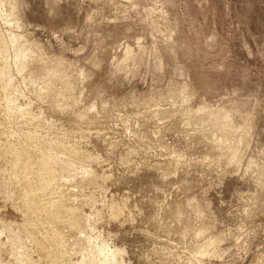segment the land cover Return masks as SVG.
<instances>
[{"label": "rangeland", "instance_id": "1", "mask_svg": "<svg viewBox=\"0 0 264 264\" xmlns=\"http://www.w3.org/2000/svg\"><path fill=\"white\" fill-rule=\"evenodd\" d=\"M0 83V264H264V0H0Z\"/></svg>", "mask_w": 264, "mask_h": 264}, {"label": "bare ground", "instance_id": "2", "mask_svg": "<svg viewBox=\"0 0 264 264\" xmlns=\"http://www.w3.org/2000/svg\"><path fill=\"white\" fill-rule=\"evenodd\" d=\"M19 55V54H18ZM66 79V78H65ZM1 84V83H0ZM220 118V117H219ZM221 119V118H220ZM223 120V119H222ZM41 140V139H40ZM60 142V141H59ZM28 143V142H27ZM26 145V144H25ZM27 146V145H26ZM41 146V145H40ZM29 147H23L22 148V153H23V160H24V163L25 165L22 164V166H25V169L23 168V170H25V181H26V184L28 186V191H29V194L32 197V204L33 205H37L39 206H49L51 205L52 203V200L50 198H48L50 194H48V189H49V192H50V188H51V184L49 182V180L52 182L54 181V177H55V174H56V171H50L49 169H46V167H42V165L44 164V161H46L43 157H40L39 155H42L41 153L37 154L36 152H34L32 154V152L29 151L28 149ZM36 148V147H35ZM38 148V147H37ZM36 148V149H37ZM17 150V149H16ZM40 150V149H39ZM13 151V150H12ZM32 151V150H31ZM1 152V151H0ZM17 153V152H16ZM21 153V154H22ZM51 155V154H50ZM20 156V155H19ZM43 156V155H42ZM57 156V155H56ZM45 157V156H44ZM12 160V159H11ZM19 161V159H18ZM18 166V165H17ZM20 166V165H19ZM21 167V166H20ZM22 168V167H21ZM20 168V169H21ZM56 169V168H55ZM22 170V169H21ZM20 172V171H19ZM21 174V173H19ZM23 174V173H22ZM24 176V175H23ZM22 176V178H23ZM57 176V175H56ZM20 177V176H19ZM16 178H13L12 180H14ZM56 179V178H55ZM18 181V180H17ZM13 182V181H12ZM19 182V181H18ZM20 183V182H19ZM14 184V183H13ZM23 185V188L25 187L24 186V183H21ZM16 185V184H15ZM59 187V185H58ZM26 191V190H25ZM51 193V192H50ZM54 194V193H53ZM52 194V195H53ZM25 195V194H24ZM60 197V196H59ZM29 202V201H28ZM43 204H42V203ZM53 202H54V199H53ZM54 204V203H53ZM36 206V207H37ZM44 206V207H45ZM64 207V206H63ZM28 208V207H27ZM38 208V207H37ZM49 208V207H48ZM50 209V208H49ZM30 210V209H29ZM52 210V208H51ZM66 210V209H64ZM43 211V210H42ZM47 211V210H46ZM69 211V210H68ZM62 212V211H61ZM31 213V212H30ZM53 215V213H51ZM50 214V215H51ZM69 214V212H68ZM59 215V214H58ZM70 215V214H69ZM49 216V215H48ZM36 218V216H35ZM74 218V217H73ZM50 219V218H49ZM72 220V218H71ZM50 221V220H49ZM40 222V221H39ZM49 224V223H48ZM56 229V228H55ZM34 230V229H33ZM38 230V229H37ZM51 230V229H50ZM54 231V230H53ZM39 233V230L37 231ZM62 235V234H61ZM21 238V237H20ZM31 238V237H30ZM35 238V237H34ZM50 238V237H49ZM86 238V237H85ZM55 240V237L52 238ZM44 240V238H43ZM49 240V239H48ZM53 240V242H54ZM68 240V239H67ZM56 242V240H55ZM58 242V241H57ZM69 242V241H68ZM59 244V243H58ZM50 245V244H49ZM61 245V244H60ZM45 246V244L43 245ZM63 246V245H62ZM61 247V246H60ZM40 249V248H39ZM65 250V249H64ZM64 252V251H63ZM42 253V252H41ZM53 256V255H52ZM57 256V255H56ZM47 257V255H46ZM56 258V257H55ZM49 259V258H48ZM56 260V259H55ZM54 260V261H55ZM61 260V259H60Z\"/></svg>", "mask_w": 264, "mask_h": 264}]
</instances>
